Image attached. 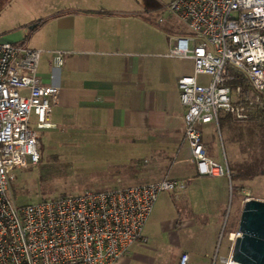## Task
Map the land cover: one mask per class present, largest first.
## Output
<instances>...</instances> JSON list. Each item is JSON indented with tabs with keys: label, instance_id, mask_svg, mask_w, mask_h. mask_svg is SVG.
Listing matches in <instances>:
<instances>
[{
	"label": "built area",
	"instance_id": "1",
	"mask_svg": "<svg viewBox=\"0 0 264 264\" xmlns=\"http://www.w3.org/2000/svg\"><path fill=\"white\" fill-rule=\"evenodd\" d=\"M168 10L191 31L170 36L167 51L193 61V72L177 79L191 159L198 174L229 176L225 156L209 154L202 123L218 126L225 112L245 120L264 103V0H171ZM41 52L24 41H0V264H113L144 238L159 193L183 190L186 182L164 176L18 204L15 169L39 161L37 128L52 125L58 101L59 86L37 73ZM66 52L53 50V66ZM221 260L232 264L229 255ZM189 262L183 251L177 264Z\"/></svg>",
	"mask_w": 264,
	"mask_h": 264
},
{
	"label": "crops",
	"instance_id": "2",
	"mask_svg": "<svg viewBox=\"0 0 264 264\" xmlns=\"http://www.w3.org/2000/svg\"><path fill=\"white\" fill-rule=\"evenodd\" d=\"M19 1L27 18L18 26L27 25V35L21 39L20 32L6 38L27 39L29 46L42 49L37 73L44 82L59 86L58 101L50 114L52 125L41 128L68 129L73 136L85 129H99L110 143L127 145L130 165H115L118 176L107 180L110 186L164 176L184 179L183 190L160 192L163 201L168 206L169 198L181 195L189 207L190 223L210 226H218L224 216L232 179L238 192L237 223L246 199L264 200V172L232 171L229 176L197 173L183 137L185 106L177 88L178 77L193 72V61L167 57L165 52L163 57L168 61L143 55L141 31L151 26L143 18L138 0ZM54 49L67 51L60 67L53 66ZM208 122L202 123V131L209 154L218 160L225 156L233 161L242 145L231 139L228 123L223 122L224 134L217 140ZM246 122L250 121L239 123ZM183 251L189 254L187 249Z\"/></svg>",
	"mask_w": 264,
	"mask_h": 264
},
{
	"label": "rangeland",
	"instance_id": "3",
	"mask_svg": "<svg viewBox=\"0 0 264 264\" xmlns=\"http://www.w3.org/2000/svg\"><path fill=\"white\" fill-rule=\"evenodd\" d=\"M170 1L138 0L140 3L138 8L143 18L151 26L144 27L141 31L144 56H156L153 58L165 60L167 59L163 57L165 52L167 57H175L167 54L168 37L191 32L186 22L176 13L168 10ZM24 18H27V12L19 0H0V41H10L7 39L9 36H16L15 34L20 32L21 39L27 35V25L18 26ZM20 38L13 41L19 42ZM25 40L28 45L27 39ZM164 43H167L166 47ZM168 60L170 59L165 61ZM199 78L206 81L207 75L200 74ZM208 123L213 125V133L218 140L219 136L224 134L223 122L221 126H217L214 121ZM37 130L40 133L39 161L15 169L16 179L13 184L15 200L18 204L36 202L43 198L74 193L82 189L110 188L112 186L107 180L116 179L118 176L115 165L118 163H124L123 167L130 165L129 147L110 143L106 139V134L99 129H85L80 131L78 136H73L72 130L68 129L61 131L59 128H37ZM50 131L54 136H50ZM236 145H239L238 142ZM250 146L245 147L247 152H236L234 159L255 154L257 150L252 151L253 145ZM238 148L239 146H236V150ZM227 160L230 162L229 157ZM123 174L127 175V173ZM228 189L230 192L227 205L218 226L213 223L211 226L209 223H190L189 207L186 206L181 195L169 198L170 202L167 206L161 196L163 193H159L153 212L151 211L144 224V238L135 241L128 248L127 253L113 264H177L183 249L189 251V264H224L221 257L228 255L229 252H226L233 243L237 231L235 204L238 192L233 179ZM195 219L201 220L199 218L193 220Z\"/></svg>",
	"mask_w": 264,
	"mask_h": 264
},
{
	"label": "trees",
	"instance_id": "4",
	"mask_svg": "<svg viewBox=\"0 0 264 264\" xmlns=\"http://www.w3.org/2000/svg\"><path fill=\"white\" fill-rule=\"evenodd\" d=\"M43 21V19L40 20L33 29ZM224 121L228 123V127L232 132L231 139L237 140L239 145H242V152H247L245 147L248 148L249 145H253L252 151L257 150L255 154H249L242 159H233V161L231 160L228 162L230 172L235 171L236 173L241 174H256L264 172V103L253 108L250 115L245 120L235 119L226 112L221 113L218 118V125L221 126ZM242 121L250 122L239 123ZM233 123L235 125H233ZM241 135H243V138ZM244 136H246V138H244ZM12 188L14 192V184L12 185Z\"/></svg>",
	"mask_w": 264,
	"mask_h": 264
},
{
	"label": "water",
	"instance_id": "5",
	"mask_svg": "<svg viewBox=\"0 0 264 264\" xmlns=\"http://www.w3.org/2000/svg\"><path fill=\"white\" fill-rule=\"evenodd\" d=\"M238 234L229 254L232 264H264V200L246 199L241 207Z\"/></svg>",
	"mask_w": 264,
	"mask_h": 264
}]
</instances>
